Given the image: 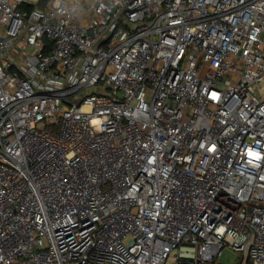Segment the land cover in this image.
I'll list each match as a JSON object with an SVG mask.
<instances>
[{
  "label": "built area",
  "instance_id": "built-area-1",
  "mask_svg": "<svg viewBox=\"0 0 264 264\" xmlns=\"http://www.w3.org/2000/svg\"><path fill=\"white\" fill-rule=\"evenodd\" d=\"M263 83L264 0H0V264H264Z\"/></svg>",
  "mask_w": 264,
  "mask_h": 264
},
{
  "label": "rangeland",
  "instance_id": "rangeland-1",
  "mask_svg": "<svg viewBox=\"0 0 264 264\" xmlns=\"http://www.w3.org/2000/svg\"><path fill=\"white\" fill-rule=\"evenodd\" d=\"M34 1V0H30ZM207 67H204L201 72V77L204 78L207 73ZM261 95H264V83L261 86ZM243 257L240 253L234 252L233 250L226 248L223 250L222 255L219 258L221 264H239L242 262ZM251 264V261L249 262ZM168 264H172V261H169ZM248 264V263H247Z\"/></svg>",
  "mask_w": 264,
  "mask_h": 264
},
{
  "label": "trees",
  "instance_id": "trees-1",
  "mask_svg": "<svg viewBox=\"0 0 264 264\" xmlns=\"http://www.w3.org/2000/svg\"><path fill=\"white\" fill-rule=\"evenodd\" d=\"M249 262H250V261H249ZM249 262H248V264H250ZM239 264H241V262H240Z\"/></svg>",
  "mask_w": 264,
  "mask_h": 264
}]
</instances>
